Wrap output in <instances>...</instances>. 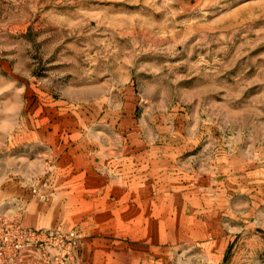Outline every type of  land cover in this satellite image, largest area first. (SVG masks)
<instances>
[{"label": "rangeland", "instance_id": "rangeland-1", "mask_svg": "<svg viewBox=\"0 0 264 264\" xmlns=\"http://www.w3.org/2000/svg\"><path fill=\"white\" fill-rule=\"evenodd\" d=\"M0 264H264V0H0Z\"/></svg>", "mask_w": 264, "mask_h": 264}]
</instances>
